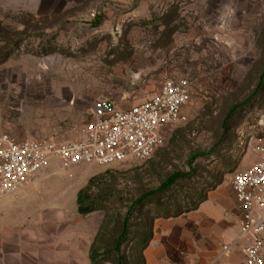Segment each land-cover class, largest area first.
<instances>
[{
	"label": "rangeland",
	"instance_id": "374dc122",
	"mask_svg": "<svg viewBox=\"0 0 264 264\" xmlns=\"http://www.w3.org/2000/svg\"><path fill=\"white\" fill-rule=\"evenodd\" d=\"M170 77L193 82L187 121L165 129L149 160L53 165L33 185L19 224L35 226L44 240L37 248L52 247L63 227L81 220L93 231L92 245L98 237L99 254L114 252L135 201L194 169L133 212L121 254L125 264H141L157 214L195 201L219 178L214 191L232 198L234 174L256 162L251 137L264 138V0H0V135L75 140L99 105L127 110ZM94 177L88 202L97 210L77 216L74 192ZM106 258L102 264H117L119 256Z\"/></svg>",
	"mask_w": 264,
	"mask_h": 264
},
{
	"label": "built area",
	"instance_id": "2783aa9c",
	"mask_svg": "<svg viewBox=\"0 0 264 264\" xmlns=\"http://www.w3.org/2000/svg\"><path fill=\"white\" fill-rule=\"evenodd\" d=\"M193 82L167 78L161 91L127 110L96 115L75 140L54 138L18 141L0 135V200L37 184L53 165L71 170L80 165L112 166L132 159L146 161L156 152L169 126L187 121ZM256 162L234 174L232 190L242 211L236 239L222 246L223 256L241 251L245 264H264V138L251 137Z\"/></svg>",
	"mask_w": 264,
	"mask_h": 264
},
{
	"label": "crops",
	"instance_id": "0c3cea01",
	"mask_svg": "<svg viewBox=\"0 0 264 264\" xmlns=\"http://www.w3.org/2000/svg\"><path fill=\"white\" fill-rule=\"evenodd\" d=\"M81 189L73 196L77 211V194ZM33 190L35 187L30 186L0 200V264H92L93 231L82 225L81 220L74 229L63 227L50 248L36 247L44 240L35 226L20 227L19 214ZM57 204L65 205V198L58 197ZM241 217L233 190L232 198H227L219 194L218 188L196 211L154 222V235L144 252L146 264H245L238 249L229 256L221 255L222 246L236 239ZM66 221L67 214L62 212L60 223L66 224Z\"/></svg>",
	"mask_w": 264,
	"mask_h": 264
},
{
	"label": "trees",
	"instance_id": "16d2710c",
	"mask_svg": "<svg viewBox=\"0 0 264 264\" xmlns=\"http://www.w3.org/2000/svg\"><path fill=\"white\" fill-rule=\"evenodd\" d=\"M96 27L99 26V22L95 25ZM263 80V78H262ZM263 87V81L259 85V89ZM235 109H232L230 112V115L233 114ZM231 117V116H230ZM203 154L202 153H197L192 156L191 161H190V166H193V163L201 157ZM195 173L194 169H192L190 172H177L172 174L166 182L163 183V185L158 188L157 190L149 191L145 194H143L138 200L135 201L133 204L130 212L128 213L127 217L125 218L124 221V228L121 236L116 242L115 246V251L114 252H109L105 251L102 254H99L97 249L95 248V242L98 241V237H96L92 247H91V254H90V259L92 264H102L103 262H107L108 259H104V257H108L112 253H116L118 258L117 264H125V257L121 254V246L123 245L124 241L127 239L129 235V227H130V221L131 217L133 215V212L139 208V207H144L152 198H156L158 195L164 194L168 190H170L173 186H175L179 181H183L189 178L193 177V174ZM98 178L94 177L92 178L88 185L81 189L79 193L77 194V206H78V213L82 216L89 215L91 213H94L97 209L93 207V204L88 202V194L90 191L91 186L96 182ZM222 179H215L213 183H209L207 190L205 193L199 194L198 198L195 201H192L190 203H185L183 205H175L174 207L171 208V210H167L164 214H157L156 217H154L148 227V232H147V239L144 242L141 250V264H146V260L144 257V252L147 249L149 243L152 240L153 237V226H154V221L157 219H175L178 218L184 214L196 211L198 207L206 202L208 200V194L212 191H214L217 187H219L222 184ZM208 183V182H207Z\"/></svg>",
	"mask_w": 264,
	"mask_h": 264
},
{
	"label": "water",
	"instance_id": "95a60500",
	"mask_svg": "<svg viewBox=\"0 0 264 264\" xmlns=\"http://www.w3.org/2000/svg\"><path fill=\"white\" fill-rule=\"evenodd\" d=\"M112 107L109 105V104H101L99 105L98 107V112L97 114L98 115H102V114H107V113H110L112 112Z\"/></svg>",
	"mask_w": 264,
	"mask_h": 264
}]
</instances>
